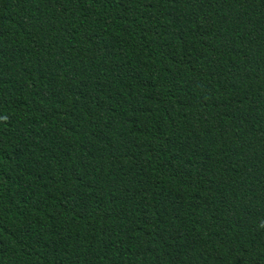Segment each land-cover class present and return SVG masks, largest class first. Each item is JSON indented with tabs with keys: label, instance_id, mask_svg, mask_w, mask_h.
<instances>
[{
	"label": "trees",
	"instance_id": "obj_1",
	"mask_svg": "<svg viewBox=\"0 0 264 264\" xmlns=\"http://www.w3.org/2000/svg\"><path fill=\"white\" fill-rule=\"evenodd\" d=\"M0 264H264V0H0Z\"/></svg>",
	"mask_w": 264,
	"mask_h": 264
}]
</instances>
